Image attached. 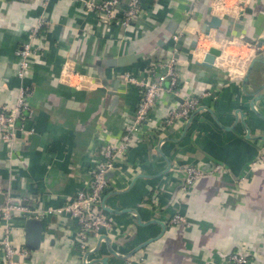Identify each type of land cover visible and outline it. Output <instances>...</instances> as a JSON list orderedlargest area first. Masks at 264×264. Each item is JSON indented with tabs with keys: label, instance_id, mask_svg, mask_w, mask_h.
Instances as JSON below:
<instances>
[{
	"label": "crops",
	"instance_id": "1",
	"mask_svg": "<svg viewBox=\"0 0 264 264\" xmlns=\"http://www.w3.org/2000/svg\"><path fill=\"white\" fill-rule=\"evenodd\" d=\"M130 3L121 0L116 18L106 21L71 0L45 6L0 0V104H16L27 85L32 117L25 125L39 138L21 135L9 157L0 136V208L11 197L44 214L37 250L26 247L23 216L11 221L12 244L27 251L23 264H85L79 226L59 211L87 189L104 147L119 146L135 121L142 91L129 79L157 82L174 57L182 87L178 95L161 94L126 153L116 157L103 198L114 228L109 241L90 237L89 260L230 264L239 252L250 264H264V0H146L143 13L123 27ZM41 17L48 22L46 38L37 41L43 53L30 60L22 83L18 51ZM212 17L221 27L206 35ZM212 48L222 54L210 67L204 59ZM129 54L142 56L108 67ZM204 92L210 96L190 125L165 124L184 99ZM192 166L206 173L184 189V171ZM176 215L186 221L174 224ZM7 227L0 221V264Z\"/></svg>",
	"mask_w": 264,
	"mask_h": 264
},
{
	"label": "built area",
	"instance_id": "2",
	"mask_svg": "<svg viewBox=\"0 0 264 264\" xmlns=\"http://www.w3.org/2000/svg\"><path fill=\"white\" fill-rule=\"evenodd\" d=\"M44 6L50 0H42ZM81 3L88 12L100 14V17L106 21L116 18V12L121 0H105L97 2L96 0H71ZM146 0H131L128 7L122 12L121 24L123 27H128L139 17L144 10ZM48 22L44 18H40L33 29L30 31L28 40L24 42L19 51V68L17 78L23 83L30 69V60L43 53L42 47L37 44L45 36V28ZM184 36V32H180L173 36V40L178 42ZM178 59L172 58L164 65L166 74H164L157 82L136 81L129 79L137 85L142 91V99L136 113L133 124L126 128L125 134L119 146L108 145L102 150V158L97 162L93 171L90 183L84 191H80L75 198L63 207L59 213L70 216L75 219L79 226L80 251L83 253V259L89 250L88 241L91 236L108 235L110 230L114 228L113 223L108 217V214L103 209V198L109 188L107 175L116 169L115 159L121 154L126 153L133 139V134L149 120L150 112L155 106L161 94L178 95L182 87V77L177 71ZM169 81V85L165 87V81ZM29 88L27 85H22L19 90V95L16 104L8 103L0 104V136L1 139L8 143L10 150L9 157L13 155V145L17 138L21 135H32L33 130L26 128V121L29 116L32 117L31 110L27 105V95ZM210 96L209 93H202L199 96H191L182 101L179 107L171 112L165 121L167 126H172L178 121H186L190 119L192 114L200 110L202 101L205 97ZM260 161L264 163V149L261 154ZM186 173L184 189L191 187L199 177L205 175L206 171L197 166H192L184 171ZM23 216L25 219H39L44 217L39 210H32L28 204H17L11 197H8L4 207L0 208V221L8 226L2 237V258L4 264H23L28 257L25 250L16 248L11 242L12 226L11 221L16 216ZM186 220L183 216L176 215L173 219L174 224L184 223ZM104 231V232H102ZM109 231V232H108ZM106 232V233H105ZM90 260L87 259L88 263ZM230 264H250L249 258L239 252L232 253L229 257Z\"/></svg>",
	"mask_w": 264,
	"mask_h": 264
},
{
	"label": "water",
	"instance_id": "3",
	"mask_svg": "<svg viewBox=\"0 0 264 264\" xmlns=\"http://www.w3.org/2000/svg\"><path fill=\"white\" fill-rule=\"evenodd\" d=\"M209 1V0H208ZM221 27V20L217 17H212L208 26L206 28H204L203 32L208 35L209 31L212 29H219ZM166 37V39H169L167 35H164ZM222 51L218 48H212L209 53L206 55L205 59H204V64L207 66H213L214 63L216 62V60L221 56ZM142 56V54H129L126 56H122L119 57L115 60H112L111 62L108 63V67H125L127 65H131L134 62L137 61L138 58H140ZM257 61V59L254 60L253 64ZM253 65L251 66L249 73L252 70ZM257 101V100H255ZM254 101V102H255ZM253 102V103H254ZM201 110H203V108H201L200 110H197L196 112H194L192 114V116L190 117V119L188 120V125L191 124V122L193 121L194 117L199 114L201 112ZM30 139L33 140L35 143L38 141V136L37 135H30ZM164 140H162L160 142V144H163ZM111 174V172L107 175V180L109 183V175ZM3 196H0V198H2ZM103 209L108 212L111 213L112 210L109 208H105V206H103ZM128 210H125V212H127ZM131 213V210L128 211ZM135 218L138 219V221L140 222V219L138 218L137 214L134 213ZM26 228H27V243H26V247L29 250H37L41 244V235H42V231H43V222L41 220L35 219V218H31L28 219L26 221ZM102 241H109L108 237L103 235L99 238V242L102 243ZM149 242H147L145 245L149 244ZM95 250H90L86 253L85 258H84V263L85 264H91V261H89L88 263L86 262L87 259H89V256L91 253H93ZM115 255H117V257L122 258L124 260H128L130 257L128 256H120L117 253H115Z\"/></svg>",
	"mask_w": 264,
	"mask_h": 264
}]
</instances>
